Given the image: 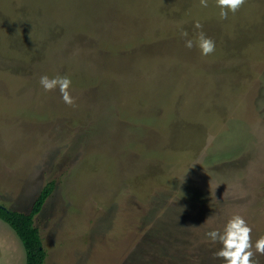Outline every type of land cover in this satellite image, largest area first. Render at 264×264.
<instances>
[{"label":"rangeland","instance_id":"obj_1","mask_svg":"<svg viewBox=\"0 0 264 264\" xmlns=\"http://www.w3.org/2000/svg\"><path fill=\"white\" fill-rule=\"evenodd\" d=\"M51 180L44 264H223L205 233L233 214L264 236V0H0V203ZM0 264H26L1 220Z\"/></svg>","mask_w":264,"mask_h":264},{"label":"clouds","instance_id":"obj_2","mask_svg":"<svg viewBox=\"0 0 264 264\" xmlns=\"http://www.w3.org/2000/svg\"><path fill=\"white\" fill-rule=\"evenodd\" d=\"M208 3L209 0H200L202 7H208ZM215 4L219 9V17L227 19L229 12L236 13L245 4V0H215ZM194 26L197 29L201 28L199 21H195ZM182 35L187 36V33L182 32ZM185 47L192 48L193 41L186 40ZM197 47L202 56H208L215 51V42L201 32L198 35ZM39 83L45 92L58 88L62 102L74 106L68 91L72 83L69 77L49 78L47 75H43L40 77ZM251 233L252 228L244 216L233 214L220 228L207 231L205 235L211 242L219 243L220 248L216 251L215 256L221 259L223 264H254L253 249L255 253L264 255V236H260L253 242Z\"/></svg>","mask_w":264,"mask_h":264},{"label":"trees","instance_id":"obj_3","mask_svg":"<svg viewBox=\"0 0 264 264\" xmlns=\"http://www.w3.org/2000/svg\"><path fill=\"white\" fill-rule=\"evenodd\" d=\"M55 181L47 182L27 212L8 208L0 203V220L6 223L20 239L26 255V264H44L46 251L34 217L40 212L54 189Z\"/></svg>","mask_w":264,"mask_h":264}]
</instances>
